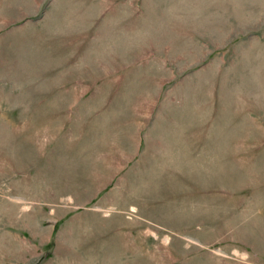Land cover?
Segmentation results:
<instances>
[{"label": "rangeland", "instance_id": "rangeland-1", "mask_svg": "<svg viewBox=\"0 0 264 264\" xmlns=\"http://www.w3.org/2000/svg\"><path fill=\"white\" fill-rule=\"evenodd\" d=\"M0 264H264V0H0Z\"/></svg>", "mask_w": 264, "mask_h": 264}]
</instances>
